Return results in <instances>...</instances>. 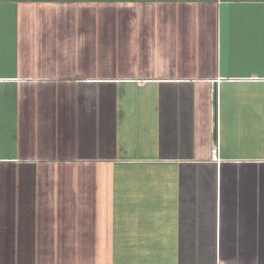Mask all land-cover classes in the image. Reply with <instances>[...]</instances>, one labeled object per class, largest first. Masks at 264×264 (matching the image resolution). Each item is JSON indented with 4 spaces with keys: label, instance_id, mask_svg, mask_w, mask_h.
<instances>
[{
    "label": "crops",
    "instance_id": "obj_1",
    "mask_svg": "<svg viewBox=\"0 0 264 264\" xmlns=\"http://www.w3.org/2000/svg\"><path fill=\"white\" fill-rule=\"evenodd\" d=\"M255 84L264 0H0V264H264Z\"/></svg>",
    "mask_w": 264,
    "mask_h": 264
},
{
    "label": "rangeland",
    "instance_id": "obj_2",
    "mask_svg": "<svg viewBox=\"0 0 264 264\" xmlns=\"http://www.w3.org/2000/svg\"><path fill=\"white\" fill-rule=\"evenodd\" d=\"M243 93L247 95H257L260 98H257L258 100L255 102H251L253 109H255L257 112H264V85L263 84H255L250 85L248 87H241L240 88V94L244 95ZM249 99V98H248ZM244 105L249 104L242 103ZM252 108H250L251 110ZM252 109V110H253ZM254 110V111H255ZM257 119L253 120V123L249 118H244V122L247 123L245 126L247 128L245 135H242L240 137L242 152H246L250 155V152H257L261 153L264 151V114H258ZM8 247L0 246V253L2 255V259H6L3 256H6L7 253L5 250H7ZM1 259V260H2ZM3 262V261H2Z\"/></svg>",
    "mask_w": 264,
    "mask_h": 264
},
{
    "label": "built area",
    "instance_id": "obj_3",
    "mask_svg": "<svg viewBox=\"0 0 264 264\" xmlns=\"http://www.w3.org/2000/svg\"><path fill=\"white\" fill-rule=\"evenodd\" d=\"M219 146H216L213 150V157L217 159L219 157Z\"/></svg>",
    "mask_w": 264,
    "mask_h": 264
}]
</instances>
